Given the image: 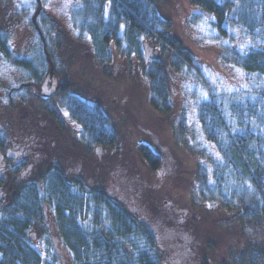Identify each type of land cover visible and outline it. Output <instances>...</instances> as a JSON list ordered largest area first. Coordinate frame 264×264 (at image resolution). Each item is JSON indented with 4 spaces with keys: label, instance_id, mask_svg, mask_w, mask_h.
Segmentation results:
<instances>
[{
    "label": "trees",
    "instance_id": "1",
    "mask_svg": "<svg viewBox=\"0 0 264 264\" xmlns=\"http://www.w3.org/2000/svg\"><path fill=\"white\" fill-rule=\"evenodd\" d=\"M189 1L201 10L193 15L192 21L208 16L207 23L215 38L234 40L233 29L238 28L251 40L243 48L222 49V56L240 66L249 83L264 81V0ZM79 3L71 12L75 32L47 11L42 0H18L8 7L6 3L7 20L0 17V59L16 66L23 76L18 84L8 88L0 104V150L8 153L7 149H12L21 157V160L8 158L4 163L6 169L0 174V264L50 261L32 243L35 232L42 237L47 235L43 227L46 213L52 216L56 235L68 251L71 264H175L189 257L198 264H211L208 254L215 248L212 237L204 225L193 221L186 208L194 205L198 210L200 202L211 205L216 200L225 208L239 210V219L255 232L234 264H264V244L254 237L264 234V84L249 88L253 97L231 99L227 104L220 100L219 92L207 90L197 104V117L207 141L216 146L220 158L212 160L207 176L195 171L198 183L194 177L189 178L191 171L187 165L181 167L177 162L181 175L169 179L179 180L178 184L182 181L183 185L168 182L159 194L132 192L122 187L120 181L109 188L76 170L67 163L66 156L50 163L15 142L18 138L11 121L18 113L22 139L35 145L37 112L25 106L34 105L31 101L42 102L38 110L58 123L61 135L78 141L87 158L101 161L98 150H121L124 138L120 125L123 121L118 118L122 112L117 108L111 112L98 98L101 74L108 76L104 78L111 94L117 90L115 81L120 77L126 79L119 75L123 70L114 77L113 71L127 63L132 72L138 63L149 81L152 106L166 114L172 111L165 63L168 51L173 52L176 67L180 62L195 67L182 42L171 33V22L156 0H79ZM11 27L23 28L21 36L31 49L29 52L20 53L11 44ZM259 40L263 43L258 44ZM150 47L155 48L152 59L146 55ZM116 54L120 55V62L114 60ZM50 70L63 77L62 83L67 82V88L60 92V105L47 102V111L43 112L45 100L33 93ZM130 75L132 80L133 74ZM84 85L95 90L93 94L74 90ZM111 95L117 105L115 95ZM63 111L80 126V135L68 132L59 117ZM47 129L48 125L41 129L45 137L49 134ZM124 148L128 152L126 160L137 170L140 165L143 172L147 170L152 175L165 165L163 153L149 141H131ZM115 155L103 158L112 169L116 159L118 165L126 161ZM191 181L200 188V200L197 191L186 187ZM163 193L169 194L170 199L161 200L159 196ZM129 197L135 198L137 205ZM162 224L167 226L160 235L157 226ZM168 227L173 231L171 237ZM185 228L188 231L184 232ZM165 235L173 243L168 249L162 239Z\"/></svg>",
    "mask_w": 264,
    "mask_h": 264
},
{
    "label": "rangeland",
    "instance_id": "2",
    "mask_svg": "<svg viewBox=\"0 0 264 264\" xmlns=\"http://www.w3.org/2000/svg\"><path fill=\"white\" fill-rule=\"evenodd\" d=\"M0 17L3 20H7L4 13H9V10L5 11L6 3L8 6L13 5L18 0H0ZM160 9L165 13L171 22V33L182 42L183 50L188 52L191 57V61L195 67L189 63L180 62V66L176 67L173 64V52L168 51L165 56V63L167 66V77L170 84V102L172 111L163 114L154 109L150 102V89L147 76L141 71V66L136 63L132 69V72L128 70L127 63L121 64L117 67V71H113V77L117 75L119 70H123L119 75L126 77V79L120 77L115 81V88L117 90L111 91L115 95L118 104L112 101V95L107 90L108 82L104 77H108L106 73L101 74V79L98 85L101 86V91L97 93L99 99L103 105L111 111H121L122 114L118 115V118L123 121L120 125L123 129V140L121 144V150L115 148L112 151H103L99 149L98 153L101 155V161H97L93 158H87L85 150L82 145L74 140H67L65 135H61L62 132L57 122L52 121L47 114L39 111L41 107L37 101H31L34 103H28L25 108L37 112V126L39 127L37 132V140L35 139V145H32L30 141L22 139V132L18 125L19 114L17 113L15 118L11 121L14 124V136L18 138L15 142L32 152L35 156H40L43 159H48V162L54 163L59 161V158L66 156V161L76 170L83 171L91 181H100L109 188H113V185H117L116 182L120 181L122 187L132 190V192H138L142 194H159L165 184L168 182L171 184H178L179 180L170 181L169 177L176 176L179 178L182 170L177 166L183 167L185 164L190 169V177L198 183L195 177V171L199 170L202 174L207 176L211 170L212 160L220 158L216 146L207 141L201 124L197 117V104L207 95V90L214 91L220 95V100H224L227 104L231 99L246 100L253 95L248 91L251 86L255 87L264 84V81H250L248 82L244 70L232 63L224 60L222 56V49L239 47L243 48L251 44V40L246 38L244 34L238 30L233 29L234 40L229 38L218 39L215 38V32L212 27L207 23L208 16H203L202 20L192 21V17L195 13L201 12L196 6L191 4L189 0H156ZM26 2V1H25ZM24 2V3H25ZM80 5L79 0H42V6L55 15L68 29L75 32V26L73 24L71 12L74 8ZM12 9V8H10ZM23 28H9L11 44L20 53H27V43L23 40L21 33ZM28 30H26L27 32ZM258 44H262L263 40H259ZM155 48L150 47L146 52L148 59H152L155 56ZM29 52V51H28ZM115 61H121L120 55L116 54ZM193 67V70L190 68ZM199 73V75L197 74ZM130 74H133L132 80ZM74 78H76L74 76ZM23 79L22 71L16 66L8 64L6 61L0 59V104L3 98L6 97L8 88L18 84ZM62 76L57 75L50 70L47 77L44 79L43 84L40 87L35 88L33 95L39 99L45 100L44 111L46 112L47 102L54 106H59L62 100L61 90L67 88V82L62 83ZM114 80V78H112ZM48 81H51V86L48 89ZM76 82V81H74ZM77 85V83H75ZM85 87H74L83 94H93L91 87L84 85ZM61 88V89H60ZM245 90V91H243ZM234 92V93H233ZM204 94V95H203ZM49 100V101H47ZM40 104V105H39ZM37 107V108H36ZM226 109V108H225ZM227 111V110H225ZM40 112L44 114L40 115ZM63 115H59L61 122L67 126L68 132H75L76 136L80 135V126L70 117L68 113L63 111ZM60 114V113H59ZM49 118V119H48ZM41 124H40V122ZM48 125V136L45 137L42 134V130ZM36 130V129H35ZM35 130L34 134L35 138ZM59 136V137H58ZM79 137V136H78ZM79 140V139H78ZM138 140L149 141L153 146L157 147L160 153H163L166 158L165 165L156 174L150 175L146 170L143 172L140 165L138 170L136 166L132 165L131 161L126 160L128 152L125 150L124 145L129 144L131 141ZM29 147V149H28ZM7 152L0 150V174L3 173L4 163L8 158H17L21 160L18 153H15L12 149H7ZM112 154H116L113 157L119 158L122 162L118 165L116 159V165L108 167L110 162H105L103 159L105 156L112 157ZM67 155L69 156L67 159ZM177 157V158H176ZM173 158H175L173 160ZM180 160V161H176ZM132 166V167H130ZM115 169V170H114ZM104 172H110L108 176L104 175ZM124 181H121V178ZM116 181V182H115ZM182 186V181L178 186ZM188 190L197 191L196 195L198 200L200 197L198 191L200 188L194 186L191 181L190 186H186ZM116 191V190H115ZM117 192V191H116ZM129 197L130 202L133 205H137L135 198ZM161 200L166 198L170 199V195L163 193L159 196ZM209 204L199 203V209L197 210L194 205L186 208L190 213L193 221L204 225L208 234L211 235L213 245L215 246L213 253L209 252V260L211 264H234V261L241 255L244 246L248 242V238L252 237L255 232L250 226L243 223L239 219V210H231L221 205L219 201H213ZM183 214L184 213H180ZM179 219V223H180ZM178 223V225H179ZM164 226H157V230L160 235L163 234ZM47 232L46 237L38 232L32 237V243L43 251L46 257L54 263L47 264H71L68 251L59 241L54 227V221L49 213H46V223L43 225ZM178 229V227H177ZM176 229V231H177ZM174 231V233H176ZM188 231L187 228L184 232ZM168 234L171 237L172 230L168 227ZM252 234V235H251ZM193 236V235H192ZM259 242L264 244V234L260 233L254 236ZM165 246L170 248L173 246L172 241H169L168 236H162ZM264 246V245H263ZM47 250L49 252H47ZM52 253V254H51ZM175 256V254L173 255ZM174 264V263H169ZM175 264H198L196 261H192L189 257L187 259L182 258Z\"/></svg>",
    "mask_w": 264,
    "mask_h": 264
},
{
    "label": "water",
    "instance_id": "3",
    "mask_svg": "<svg viewBox=\"0 0 264 264\" xmlns=\"http://www.w3.org/2000/svg\"><path fill=\"white\" fill-rule=\"evenodd\" d=\"M51 81H48V85H47V88L49 89L50 88V86H51Z\"/></svg>",
    "mask_w": 264,
    "mask_h": 264
}]
</instances>
